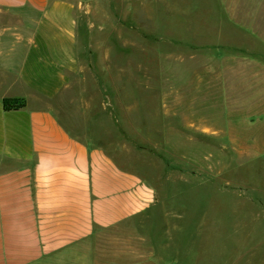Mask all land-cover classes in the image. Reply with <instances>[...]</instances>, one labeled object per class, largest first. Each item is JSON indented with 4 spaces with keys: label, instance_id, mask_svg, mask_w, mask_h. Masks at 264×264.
<instances>
[{
    "label": "rangeland",
    "instance_id": "obj_1",
    "mask_svg": "<svg viewBox=\"0 0 264 264\" xmlns=\"http://www.w3.org/2000/svg\"><path fill=\"white\" fill-rule=\"evenodd\" d=\"M78 1L85 70L60 118L117 121L121 166L193 192L210 263L264 264V0Z\"/></svg>",
    "mask_w": 264,
    "mask_h": 264
},
{
    "label": "crops",
    "instance_id": "obj_2",
    "mask_svg": "<svg viewBox=\"0 0 264 264\" xmlns=\"http://www.w3.org/2000/svg\"><path fill=\"white\" fill-rule=\"evenodd\" d=\"M78 8L0 0V264H212L214 252L222 260L198 219L184 224L181 196L191 189L169 192L160 181L158 190L119 164L117 121L60 118L59 102L80 93L85 70ZM3 98L25 106L4 111Z\"/></svg>",
    "mask_w": 264,
    "mask_h": 264
},
{
    "label": "trees",
    "instance_id": "obj_3",
    "mask_svg": "<svg viewBox=\"0 0 264 264\" xmlns=\"http://www.w3.org/2000/svg\"><path fill=\"white\" fill-rule=\"evenodd\" d=\"M1 103L4 111L19 110L25 106L23 99L3 98Z\"/></svg>",
    "mask_w": 264,
    "mask_h": 264
}]
</instances>
